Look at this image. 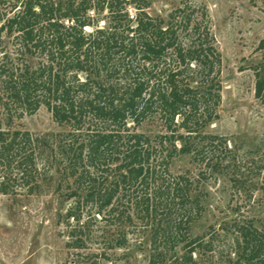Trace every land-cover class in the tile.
Masks as SVG:
<instances>
[{
	"label": "trees",
	"instance_id": "1",
	"mask_svg": "<svg viewBox=\"0 0 264 264\" xmlns=\"http://www.w3.org/2000/svg\"><path fill=\"white\" fill-rule=\"evenodd\" d=\"M147 7L0 0V194L53 185L65 246L99 245L97 253L72 252L74 264H97L133 232L147 236V264H210L226 234L235 264H264V233L249 218L190 234L202 211L194 183L220 170L230 152L202 131L218 117L220 55L203 7L182 1L161 15ZM253 71V95L262 99L264 52ZM40 107L64 129L14 127ZM149 122L158 127L151 135L140 130ZM180 155L198 166L196 178L169 171ZM225 167L230 187L248 191L240 161Z\"/></svg>",
	"mask_w": 264,
	"mask_h": 264
},
{
	"label": "rangeland",
	"instance_id": "2",
	"mask_svg": "<svg viewBox=\"0 0 264 264\" xmlns=\"http://www.w3.org/2000/svg\"><path fill=\"white\" fill-rule=\"evenodd\" d=\"M146 1L150 15H161L182 1L203 7L220 55L218 117L202 131L223 138L230 152L220 160V170L194 183L192 193L197 195L202 211L190 224V234H202L209 225L217 228L221 222L239 217L251 219L264 233V92L262 99L253 95V67L261 62L264 52V0ZM13 125L35 134L64 129L43 107L13 120ZM157 129L150 122L140 126L150 135ZM232 159L240 161L245 180L252 182L248 191L236 192L230 187L225 165ZM169 171H185L196 178L200 169L187 155H180L172 159ZM53 187L31 195L0 194V264H74L72 252H99V245L93 243L87 245L89 249L75 251L65 246L64 228L56 219L63 205H59ZM227 235H219L214 242L219 252L213 253L210 264H235L232 253L227 255ZM127 238L121 248L104 249V256L96 257L97 264H147V236L133 232Z\"/></svg>",
	"mask_w": 264,
	"mask_h": 264
}]
</instances>
